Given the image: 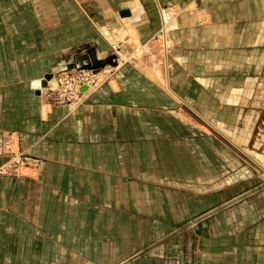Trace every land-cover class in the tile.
Listing matches in <instances>:
<instances>
[{
    "label": "crops",
    "instance_id": "1",
    "mask_svg": "<svg viewBox=\"0 0 264 264\" xmlns=\"http://www.w3.org/2000/svg\"><path fill=\"white\" fill-rule=\"evenodd\" d=\"M121 10L130 13L122 16ZM165 12L172 14L171 31L163 33L166 39L159 36L165 67H155L157 79L140 55L159 35ZM263 31L264 0H0V163L6 131L15 146L41 158L38 170L0 176V264H54V253L62 250L71 261L67 250L83 249L97 264H264V227L230 226L221 211L244 197L196 222L218 206L182 215L192 218L184 227L143 228L135 234L153 237L140 243L116 245L112 239L82 247L64 241L67 229L76 227L68 220L87 218L78 207L88 219L98 217L100 203L114 202L115 187L131 186L165 163L184 169L190 154L209 153L196 146L210 142L209 134L183 109L221 112L228 91L243 90L215 77L227 50L257 52L252 44L264 39ZM128 53L137 58L112 66V77L87 90L81 105L42 101L46 74ZM194 181L203 186L205 179ZM100 251L106 252L99 257Z\"/></svg>",
    "mask_w": 264,
    "mask_h": 264
},
{
    "label": "rangeland",
    "instance_id": "2",
    "mask_svg": "<svg viewBox=\"0 0 264 264\" xmlns=\"http://www.w3.org/2000/svg\"><path fill=\"white\" fill-rule=\"evenodd\" d=\"M168 23H165V28L163 26L159 28L157 34L167 32V37H169L170 17ZM252 46H255L257 52L250 50L235 52L228 49L225 65L221 69L222 73L215 76L220 77L227 88L234 85L243 87V90L236 94L228 91L230 98L235 95V101H230L229 98L228 105L221 108V112H218L217 108L214 110V107H211L209 116L202 115V112L200 113L197 108L194 109L198 114L187 107L183 109L184 114L194 117L195 124L204 133L209 134L210 142L205 140L196 145L204 147L205 152L209 150V153L205 155L190 154L188 164H185L184 169H180L181 163H178V168L175 163H165L162 168L158 167L159 169L154 172L148 171L152 174L145 178L132 179L131 186L115 187L114 202L100 203L98 217H96V213H92V219H88L89 213L78 207L77 210H83L82 212L87 218L68 220L70 223L76 222V227L67 229L70 233L65 236V242H76L82 247H91L96 242L98 244L111 243L112 239L116 245L148 241L153 235L135 233L142 231L143 228L150 232L151 227L163 229L171 226L184 227L192 218H181L182 215L196 213L206 206H219L225 200L254 190L264 184V39ZM168 48L170 52V45ZM162 49L161 37L152 38L146 43L145 50L140 55L141 61H145L152 68L156 66L164 68L165 60ZM109 67L112 65H106L102 69ZM167 77L169 78V74ZM218 118L222 120V123L214 120ZM9 135L14 140V146L11 149H6L4 143L9 141ZM1 144L3 160L0 165L11 160L12 153L23 151L25 154L34 155L15 146L12 132L3 133ZM189 147L191 149L190 145ZM183 156L188 155H181L179 158L181 159ZM166 157L170 156H163V158ZM202 161L205 163L204 170L199 169V166L202 167ZM0 176L7 175L0 174ZM192 177L194 180L205 179L204 185L200 186V183L190 180ZM179 182L181 185L178 184ZM188 183L190 185H186ZM123 200L126 201L123 202ZM111 209L112 211L107 212ZM221 211L226 212L224 214H226V220L230 226L239 227L242 224L243 226L263 228L264 187L255 190ZM123 212H129V216L123 217ZM113 214L114 217H112ZM160 214L164 216L162 218L153 216ZM165 215H178L180 218L170 219ZM235 216L237 218H234ZM67 251L70 252L73 259L71 261L64 260V250L52 252V254H57L54 264L63 262L64 264H85L86 261L90 264H97L92 262L88 255L83 254L84 249L83 251ZM88 252L91 254L90 251ZM102 252L106 251H100L99 257L103 254ZM119 253L122 254L121 251H115L114 255ZM78 257H81L84 263H80Z\"/></svg>",
    "mask_w": 264,
    "mask_h": 264
},
{
    "label": "built area",
    "instance_id": "3",
    "mask_svg": "<svg viewBox=\"0 0 264 264\" xmlns=\"http://www.w3.org/2000/svg\"><path fill=\"white\" fill-rule=\"evenodd\" d=\"M111 74L112 67L100 74L96 70L83 67L62 71L54 77V82L49 83L42 90V101L49 105L79 106L87 98L85 92L91 88L92 91L98 89ZM4 144L6 149L13 148L12 136ZM12 156L11 160L0 165V174L19 176L25 169L37 170L41 163L39 157L25 154L23 151L12 153Z\"/></svg>",
    "mask_w": 264,
    "mask_h": 264
},
{
    "label": "water",
    "instance_id": "4",
    "mask_svg": "<svg viewBox=\"0 0 264 264\" xmlns=\"http://www.w3.org/2000/svg\"><path fill=\"white\" fill-rule=\"evenodd\" d=\"M129 13H130L129 10H121V11H120V14H121L122 16L128 15ZM107 64H110V65H112V66L116 65V64H117L116 57H115L114 55H110V56H107L105 59H100V58H99V59H96L93 63L86 64L85 66H82V67H83V68L98 69V68H101V67H103L104 65H107ZM45 77H46L47 79H50V78L52 77V73H48V74H46ZM262 187H264V184H262L260 187H257V188L254 189V190L247 191V192H245V193H243V194H241V195H239V196H237V197H235V198L229 200L228 202H225V203L221 204L220 206H218V207L212 209L211 211L207 212L205 215L196 218V219L194 220V222H196L197 220L201 219L202 217H204V216H206V215H208V214L213 213V212L216 211V210H219V209H221V208H224V207H226V206H228V205H230V204H232V203H234V202H236V201L242 199L243 197H245V196L251 194V193L254 192L255 190H257V189H259V188H262Z\"/></svg>",
    "mask_w": 264,
    "mask_h": 264
},
{
    "label": "bare ground",
    "instance_id": "5",
    "mask_svg": "<svg viewBox=\"0 0 264 264\" xmlns=\"http://www.w3.org/2000/svg\"><path fill=\"white\" fill-rule=\"evenodd\" d=\"M171 15L172 14H170L169 12H165V16H164V25H166L165 23H168V18L169 17H171ZM169 16V17H168ZM171 21V20H170ZM169 24V23H168ZM171 24V23H170ZM163 25V26H164ZM169 26V25H168ZM163 28H165V27H163ZM160 35H163V34H159V35H157V37H159ZM163 38H165L166 39V36H164L163 35ZM169 46V44H167V47ZM138 54V53H137ZM122 56V59H121V57H117V64L116 65H114V68H117L119 65H121L122 63H123V61H126V60H133V59H136L137 58V56H133L132 55V53H131V55H129V53L128 54H123V55H121ZM107 56H105V57H103V58H100V59H105ZM107 65H110V64H107ZM104 66H106V65H104ZM103 66V67H104ZM81 68V67H80ZM89 69H92V68H89ZM102 67L101 68H98V69H93V70H96V71H98V73L100 74V73H102V71H104V70H107V69H102ZM109 69V68H108ZM101 70V71H100ZM57 75V74H56ZM55 75V73L53 74L52 73V77L50 78V79H47L46 77H44V81H45V83H43V85L41 84V90H40V96H41V98H42V90H44V88L49 84V83H52V82H54V77L56 76ZM149 75L151 76V77H153V78H157V79H160V71H159V69H156L155 67L153 68V69H149ZM46 76V75H45ZM111 76V75H110ZM112 77V76H111ZM102 79H103V77H102ZM163 79V78H162ZM164 80H165V84L167 83V85H166V87H168V89H170V87H169V85H168V82H167V79L166 78H164ZM102 81V80H101ZM160 82V81H159ZM92 89V88H91ZM89 90L90 92H92V90ZM167 89V88H166ZM73 107H74V105H72ZM38 157V156H37Z\"/></svg>",
    "mask_w": 264,
    "mask_h": 264
}]
</instances>
